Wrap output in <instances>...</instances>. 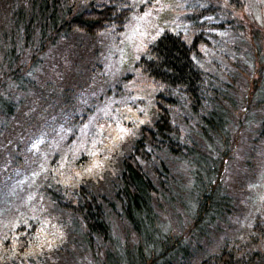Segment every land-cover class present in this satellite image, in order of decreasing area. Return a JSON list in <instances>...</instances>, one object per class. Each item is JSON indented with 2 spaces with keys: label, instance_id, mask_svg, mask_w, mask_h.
<instances>
[{
  "label": "trees",
  "instance_id": "obj_1",
  "mask_svg": "<svg viewBox=\"0 0 264 264\" xmlns=\"http://www.w3.org/2000/svg\"><path fill=\"white\" fill-rule=\"evenodd\" d=\"M130 14V0H0V141L17 128L20 112L25 135L49 128L68 104L57 103L60 95L74 89L63 72L71 54L91 38L122 33ZM207 44L201 29L189 41L166 30L137 54L133 63L151 84L154 118L127 111L129 134L119 147L109 140L115 132L104 133L105 149L114 152L100 185L51 171L45 196L69 215L76 237L52 264H264V201L249 241L223 242L211 255L201 248L237 210L236 156L244 151L247 171L264 149L262 46L255 42L248 55L256 67L249 92L226 67L204 68L200 46ZM54 47H62L57 55ZM88 109L76 123L86 121ZM47 228L29 219L7 231L0 264L30 262L48 237L64 233Z\"/></svg>",
  "mask_w": 264,
  "mask_h": 264
},
{
  "label": "rangeland",
  "instance_id": "obj_2",
  "mask_svg": "<svg viewBox=\"0 0 264 264\" xmlns=\"http://www.w3.org/2000/svg\"><path fill=\"white\" fill-rule=\"evenodd\" d=\"M239 1L130 0L131 15L122 33L91 38L65 63L63 72L68 73L74 92L66 98L54 94L60 95L57 103L68 104L55 113L49 128L25 135L20 130V112L17 128H10L0 141V238L29 219L41 220L50 233H64L60 238L48 237L30 262L16 259L13 264H52L57 252L71 242L75 244L69 215L45 196L44 186L51 171L65 179H95L100 185L114 152L105 149L104 133L115 132L109 140L119 147L129 134L124 124L127 111L154 118V97L146 93L151 84L138 73L133 61L159 29L177 30L187 41L196 30H203L209 42L200 46L204 68L215 71L216 66L226 67L229 73L237 74L240 84H247V91H252L251 71L256 67L249 65L248 55L257 50L252 45L255 42L263 45L264 51V0H242L241 5ZM61 49L54 47L53 54ZM86 107L91 108L86 121L76 123L75 117ZM241 142L246 148V136ZM82 155H88L87 164L79 161ZM255 157L246 171L244 151L236 156L231 178L239 199L237 210L201 246L205 255L218 253L223 242L231 246L249 241L254 218L264 201V149Z\"/></svg>",
  "mask_w": 264,
  "mask_h": 264
},
{
  "label": "bare ground",
  "instance_id": "obj_3",
  "mask_svg": "<svg viewBox=\"0 0 264 264\" xmlns=\"http://www.w3.org/2000/svg\"><path fill=\"white\" fill-rule=\"evenodd\" d=\"M260 46H263V45L260 44ZM263 224H264V223H263Z\"/></svg>",
  "mask_w": 264,
  "mask_h": 264
}]
</instances>
